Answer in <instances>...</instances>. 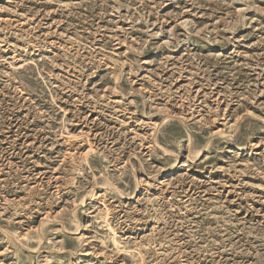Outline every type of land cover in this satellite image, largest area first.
<instances>
[{"label": "rangeland", "instance_id": "obj_1", "mask_svg": "<svg viewBox=\"0 0 264 264\" xmlns=\"http://www.w3.org/2000/svg\"><path fill=\"white\" fill-rule=\"evenodd\" d=\"M0 264H264V0H0Z\"/></svg>", "mask_w": 264, "mask_h": 264}, {"label": "bare ground", "instance_id": "obj_2", "mask_svg": "<svg viewBox=\"0 0 264 264\" xmlns=\"http://www.w3.org/2000/svg\"><path fill=\"white\" fill-rule=\"evenodd\" d=\"M165 120V119H164ZM163 121V120H162ZM189 139V138H188ZM189 149V148H188ZM197 154V153H196ZM176 161H174V163H175ZM73 218V217H72Z\"/></svg>", "mask_w": 264, "mask_h": 264}]
</instances>
